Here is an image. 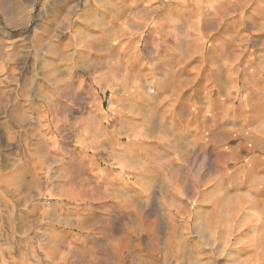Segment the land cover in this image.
Here are the masks:
<instances>
[{"label":"clouds","instance_id":"obj_1","mask_svg":"<svg viewBox=\"0 0 264 264\" xmlns=\"http://www.w3.org/2000/svg\"><path fill=\"white\" fill-rule=\"evenodd\" d=\"M0 264H264V0H0Z\"/></svg>","mask_w":264,"mask_h":264}]
</instances>
